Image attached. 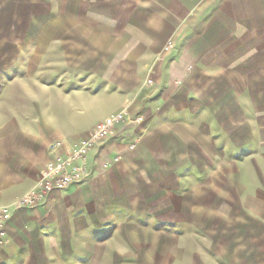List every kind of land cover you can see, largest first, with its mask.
Masks as SVG:
<instances>
[{
    "label": "crops",
    "instance_id": "1",
    "mask_svg": "<svg viewBox=\"0 0 264 264\" xmlns=\"http://www.w3.org/2000/svg\"><path fill=\"white\" fill-rule=\"evenodd\" d=\"M42 40L44 80L6 94ZM263 58L264 0H0V206L98 121L142 118L13 210L0 264H264V99L238 79Z\"/></svg>",
    "mask_w": 264,
    "mask_h": 264
},
{
    "label": "built area",
    "instance_id": "2",
    "mask_svg": "<svg viewBox=\"0 0 264 264\" xmlns=\"http://www.w3.org/2000/svg\"><path fill=\"white\" fill-rule=\"evenodd\" d=\"M173 46V41L169 40L165 49L169 51ZM126 122L139 124L142 122V118L132 119L128 116V111L122 110L98 121L89 136L79 140L65 153L56 155L46 165L35 188L17 199L12 207L0 206V257L6 235V225L13 210L38 206L49 193L55 190H65L71 185L82 183L88 179L90 172L87 166V158L90 151L97 144L115 135L117 128ZM60 146H62L61 142L54 144V147ZM116 160H119V157Z\"/></svg>",
    "mask_w": 264,
    "mask_h": 264
},
{
    "label": "rangeland",
    "instance_id": "3",
    "mask_svg": "<svg viewBox=\"0 0 264 264\" xmlns=\"http://www.w3.org/2000/svg\"><path fill=\"white\" fill-rule=\"evenodd\" d=\"M43 48L44 46H43V40H42L38 44L37 52L35 51L30 52L29 49L26 48L23 51L22 56L19 57L18 60L11 61L10 63H8L10 67H8L7 69L9 70H7L8 72L4 73V79L6 81V86H8V88L6 87L5 89L6 94H9V93L17 94L20 91L21 94L20 93L19 94L21 96H24L25 95L24 92L25 91L27 92V90L23 88V84L27 85V82L29 81L30 77H35L37 80H44L45 78L44 77L45 76L44 58L45 57H44ZM58 59H59V56H58ZM56 66L60 68L59 61L56 64ZM12 79H14L15 81H18L17 84L8 83V81H12ZM238 79L241 81L240 83L243 85L240 91L241 92L243 91L246 96L252 97L254 100H258V98L264 99V58L261 60V63L259 65L252 67L248 71H244L238 74ZM12 86L14 88H12ZM15 86H19V87L16 88ZM255 105L258 106L259 108L258 110L260 111L264 110V104L255 103ZM247 122L248 121L246 120V123ZM261 122L264 123V119H262Z\"/></svg>",
    "mask_w": 264,
    "mask_h": 264
}]
</instances>
